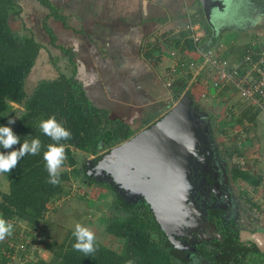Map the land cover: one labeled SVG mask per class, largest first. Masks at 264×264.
Listing matches in <instances>:
<instances>
[{"label": "trees", "instance_id": "trees-1", "mask_svg": "<svg viewBox=\"0 0 264 264\" xmlns=\"http://www.w3.org/2000/svg\"><path fill=\"white\" fill-rule=\"evenodd\" d=\"M34 1L36 5L32 0H0V126L12 127L13 132L20 139V143L13 145L11 149H4L3 145H0V153L6 154L12 150H18L25 140L29 143L33 139L40 141V148L35 155L26 154L11 172H0L8 180L7 191H0V218L13 226L11 234L6 236L4 241H0V262L7 264L10 257L17 254L22 256L21 264H128L130 260L133 264H179L183 254L167 239L148 205L145 202L132 206L124 205L110 185L94 181L92 177L83 173L84 163L82 168L78 167L75 155L77 151L96 155L130 137L152 121L154 116L150 114L146 117L142 116L143 107L122 104L119 102L120 99H115V103L94 101L93 97L97 96L98 92L96 94L91 92L92 96L89 91L91 86H87L93 80L84 77L88 82L86 83L81 76V70L75 61L77 59L74 58L75 52L72 47L65 45V37H59L56 23L59 22L64 31L74 30V28L67 24L65 17L52 0ZM195 2L194 15L200 18L202 26H207V31L202 32V36L196 42L191 38H185L182 44L180 39H175V47L186 46L196 52L199 49L203 51L220 49L224 57L230 55L235 58L241 57L242 49L248 42L241 46L229 44V48H220L218 39L221 40L222 33L212 35L199 0ZM38 10L39 16L34 17L35 15L32 16L29 13ZM11 20L19 21L22 25L21 30L24 32L14 31ZM51 20L52 24H50ZM81 30L83 32V29ZM252 37L251 40H260V47H264V39H261L258 34ZM49 46L56 51L55 55L51 54ZM43 52L50 54L47 61L56 69L57 77L39 79L36 85L27 91L29 75L39 55L44 56ZM102 52L100 51V55ZM62 58L68 60L66 71H69V74L63 72L57 64ZM186 60L188 59L184 57L176 59L179 74L174 76L171 85L167 88L171 92L173 101L189 89L193 104L200 107L201 102L198 101L200 94L192 89L189 83L190 73L180 72L186 69L182 64V62L186 64ZM13 101L22 105L23 111L15 118V123L9 125L8 121L14 115V109L10 103ZM235 103L238 102L235 101ZM111 106L118 107L122 114L115 111L114 115H110L108 109H111ZM237 106L238 104H235V107ZM225 109L226 116L231 118L232 122L241 125L234 136L244 134L247 141L251 140L250 132L253 133L259 127H262L264 133V124H259L262 118L259 116L260 119H258L260 113V115L264 114L260 108L244 105L243 109L237 110V114L234 113L236 108H233L232 112L226 107ZM52 116H55L57 122L70 131L69 139L55 141L43 133L40 127L41 122ZM232 128L231 125L226 130H219L222 134H227ZM50 144L65 146L66 159L59 169L57 184L49 182L50 175L44 159ZM227 154L230 157L233 154L238 157L243 155L242 151L236 148H232ZM229 173L233 180H241L254 187L262 181L261 176L243 169L238 163L231 166ZM77 177L81 183L88 186L94 185L111 197L109 202L111 214L105 218V232L121 241L120 249L106 246L95 238L96 250L86 255L73 247L77 238L74 235L75 230L70 229L60 242L37 240V242H44L42 248L49 252L48 258L38 256L37 250H33L35 258L23 257L24 253L29 251L30 245L25 250L18 247L20 243L17 237L18 232L21 228L33 230L39 221L44 222L46 213L50 210L49 205L61 200L60 198L66 197L69 193L65 190V183ZM21 224L26 227L20 226ZM34 240L35 238L32 242ZM236 248L242 250L244 247L241 249L237 244ZM243 259L244 264H264L261 253H256L254 256L248 252Z\"/></svg>", "mask_w": 264, "mask_h": 264}, {"label": "crops", "instance_id": "crops-1", "mask_svg": "<svg viewBox=\"0 0 264 264\" xmlns=\"http://www.w3.org/2000/svg\"><path fill=\"white\" fill-rule=\"evenodd\" d=\"M52 2L65 17L67 24L74 28L64 31L61 24L56 23L59 37H65V45L72 47L75 52L74 58L77 59L75 61L81 70V76L92 77L95 80L92 83H97L99 94L95 97H100L96 98L99 102L115 103V99H120L122 104L143 107L142 116L150 114L156 118L165 110L167 98L172 99L171 92L163 85L165 72L170 70L178 57L199 58V53L195 50L186 46L176 48L174 45L175 39H180L183 44L185 38H191V31L186 28L190 21L197 24V29L205 32L200 18L194 15L195 0ZM255 2L258 3L257 0ZM239 3L244 4L243 1ZM234 12L233 9L231 13L235 15ZM231 13L227 19L231 17ZM229 22L231 25L222 33L221 40L218 39L220 48H227L229 44L241 46L256 34L264 39V21L255 29L254 26L247 25L246 19L240 23L232 18ZM52 23L51 20L50 24ZM246 32L250 34L248 39L238 36ZM100 51H103L101 55ZM229 57L235 58L231 55ZM186 71L187 69L180 70L184 74ZM178 74L179 72L176 75ZM88 86H92L91 83ZM218 97L227 98L226 91L217 94L212 99V104L222 101ZM234 97L240 105L237 95ZM222 102L226 107V102ZM108 110L110 115H114L115 111L121 113L116 106H111ZM261 231L264 233V228Z\"/></svg>", "mask_w": 264, "mask_h": 264}, {"label": "water", "instance_id": "water-1", "mask_svg": "<svg viewBox=\"0 0 264 264\" xmlns=\"http://www.w3.org/2000/svg\"><path fill=\"white\" fill-rule=\"evenodd\" d=\"M225 1L199 0L212 35L220 23H228L230 2ZM208 116L193 104L187 89L155 119L86 159L83 166L86 176L110 185L124 205L145 202L167 239L188 260L194 245L209 239L203 234L205 228L212 237L220 238L215 224L206 217L205 209L211 206L200 205L196 198L197 192L213 182L221 165L214 153Z\"/></svg>", "mask_w": 264, "mask_h": 264}, {"label": "rangeland", "instance_id": "rangeland-1", "mask_svg": "<svg viewBox=\"0 0 264 264\" xmlns=\"http://www.w3.org/2000/svg\"><path fill=\"white\" fill-rule=\"evenodd\" d=\"M261 6L264 7V2H261V0H257ZM32 2L36 5L37 3L32 0ZM246 8L244 9L243 13L246 16H250L255 19V14L257 11L255 10V5H252L253 10L251 8H248L246 3ZM26 10V9H25ZM27 11V10H26ZM253 11V12H251ZM29 12V11H28ZM241 11H237L238 15H243L240 13ZM260 12V10H259ZM32 16L36 17L40 15V11H34L29 12ZM24 14V12H23ZM11 25L14 31L20 33L24 32L22 29V25L17 20H11ZM257 26L255 25L253 29H255ZM260 31V29H259ZM262 32V29H261ZM238 36L242 37L243 39H248L250 34L248 32L238 34ZM241 38V39H242ZM43 40V38H41ZM51 49V54L55 55L56 51L52 49L51 46H49ZM43 55H39V58L37 59V63L35 66H33L32 72L29 75V80L27 81L26 87L27 91H30L33 86L36 85L37 81L42 78H54L57 77V71L53 67L51 63H49L47 60V57L50 55L47 52H43ZM59 68L69 74V71H66V65H68V60L65 58H62L60 61L57 62ZM84 77V76H83ZM165 77V76H164ZM92 77H88L87 79H91ZM86 80V78H84ZM95 82V80H93ZM92 82V81H91ZM86 83L87 80H86ZM90 83V82H89ZM91 92L93 94H96L98 91V85L97 83H91ZM192 89H195V91L199 94H201V91H205L206 87L202 85L201 80L197 81L195 84H192ZM88 86V85H87ZM99 94V91H98ZM92 95V94H91ZM93 96V95H92ZM200 99L198 100L201 102L200 109L206 111V113L209 115L207 118L210 120L211 123V134L213 139V146H214V153L218 155L219 161L221 162L226 160V163L222 165V169L224 168V172L226 174L227 170L231 168L234 164H239L243 169L250 170V172L254 175L261 176V183L258 186H251L249 184H246L245 182L241 180L233 181V193L234 195L239 199L240 202V209H249L250 215L253 219H256L257 221H264V207H261L260 205H264V133L262 127H259L258 129H255V131L252 133L250 132V136H252V139L247 141V137L244 134H241L237 137L234 136V133H236L235 129H240L241 125L236 124L235 122H232V119L227 117L226 115V109L224 107V104L222 101H226L225 98L218 97L219 99H222V101L217 103H213V97L210 95L208 98H202L199 96ZM94 101L97 99L95 96L93 97ZM169 99V100H168ZM229 103H233L234 105L237 104V100H235L234 94L230 95L226 98ZM202 100V101H201ZM212 100V101H211ZM167 101L169 104L166 108L168 109L171 107L176 101L170 98H167ZM236 108L243 109L242 105H238ZM14 112L12 119H15L20 112L23 111V106L18 105L17 107H13ZM165 109V110H167ZM164 110V111H165ZM163 111V112H164ZM162 112V113H163ZM228 112V111H227ZM261 114V113H260ZM258 115L262 118L261 123L264 124V114ZM258 124V121H257ZM233 126L232 130L227 132V134H222L219 129H228V127ZM216 147V149H215ZM232 148H236L238 151H242L243 155H240L239 157L236 156V154L230 155L227 154L231 151ZM104 151V150H103ZM222 154V158L220 157V152ZM229 151V152H228ZM102 152V151H101ZM76 159H77V166L81 167L83 166V163L86 159L91 158L93 155L83 153L80 151H77L75 153ZM8 189V180L7 177L0 173V191H7ZM65 190L69 193L66 197L60 198L61 200H58L56 202H53L49 205L50 210L47 211L45 220L39 221L38 225L33 229V233H30V230L28 229V236L27 240L35 237L39 233L40 239H45L48 242L51 240H57L62 241L65 237L68 230H75L76 225L80 224L84 227L89 228L95 235V238L99 240L101 243H103L106 246H109L113 249L119 250L122 243L120 240L114 238L112 235L107 234L105 232V218L111 214V208H109V202L111 201V197L107 192H104L100 188L96 186H88L83 183H81L77 178H73L72 180L65 183ZM247 222V221H245ZM256 221H254L255 223ZM20 226H24V224H21ZM25 229L21 228L19 233H24ZM9 236V235H8ZM7 237H5L6 239ZM4 239V240H5ZM38 239V238H37ZM37 239L34 240L32 243V246L29 248V251L24 253L23 257H32L35 258V255H33V250H37L38 256L43 258L49 257V252L42 248L44 242L41 241L37 242ZM3 240V241H4ZM201 259H206V261L203 260L204 264H211L213 263V260L211 259V256H208L205 254V252L200 251ZM195 259V254L191 255L188 259L180 258L179 264H193L198 259ZM210 260V261H209ZM21 256L14 254L10 259L6 262L7 264H21ZM200 263V261H197V263ZM206 262V263H205ZM198 263V264H199ZM0 264H2L0 262Z\"/></svg>", "mask_w": 264, "mask_h": 264}, {"label": "flooded vegetation", "instance_id": "flooded-vegetation-1", "mask_svg": "<svg viewBox=\"0 0 264 264\" xmlns=\"http://www.w3.org/2000/svg\"><path fill=\"white\" fill-rule=\"evenodd\" d=\"M227 1L230 2V7H228L230 9L229 13L234 9L235 15L231 13L232 15L228 19L227 24L220 23V27L216 31L217 33L226 31L227 27L231 25V21L229 22V20L232 18L240 23L246 19L247 25L251 27L261 25L260 23L264 21V7L255 2V0H251L252 3L248 2L249 0H226L225 2ZM239 1H243L244 4H240ZM245 1L247 2L248 8L252 10V5H255V10L259 13L255 16V20L251 17L252 15L246 16L243 13L246 8ZM240 9L242 10L240 13L243 15L237 14V11H240ZM229 13L227 18L230 16ZM220 17L216 18L219 19ZM204 31H207V26H204ZM219 152L222 158L221 151ZM217 161L220 162L219 160ZM217 170L219 174L215 175L216 177L213 176V182L209 183L204 190L197 192L196 198L200 205L205 204V206H211L205 209L207 212L206 217L208 221L215 224L220 238L212 237V233L208 232V228H205L203 234L209 235V239L195 244V249L191 250L190 256L195 254L196 259L200 256L201 251V253L205 252L206 255L211 256L213 260L211 264H244L243 256L249 252L254 256L256 253H261L264 261V233L261 231L264 228L263 222L253 219L249 209H240L241 204L239 199L234 195L232 190L233 181L235 182V180L231 178L229 169L225 174L224 168L222 169L219 163ZM217 170L214 168V171ZM254 221L256 222L254 223ZM261 234L263 237H261ZM188 244L191 243L188 242ZM237 244L240 245L241 249L242 247L244 248L242 250L236 248ZM203 260L206 261V259L199 257L197 261H200V263L198 262L199 264H204ZM196 262L193 264H196Z\"/></svg>", "mask_w": 264, "mask_h": 264}, {"label": "built area", "instance_id": "built-area-1", "mask_svg": "<svg viewBox=\"0 0 264 264\" xmlns=\"http://www.w3.org/2000/svg\"><path fill=\"white\" fill-rule=\"evenodd\" d=\"M186 28L191 31V39L195 42L202 36V31L197 29V24L190 21ZM197 53H199L198 59L191 58L186 60V64L185 62L182 64L186 67V72L191 75L190 84H195L201 80L202 85L206 87L205 91H201V98H206L209 95L215 98L221 91H226L227 97L233 94L237 95L241 102L240 105H253L264 111V47H260V40L248 41L239 58L230 59V57H224L220 51H213L212 49L206 51L199 49ZM177 73L176 62H174L170 70L165 72V87L171 85ZM225 102V106L230 112L236 108L227 99ZM237 110L240 111L241 109L236 108L235 114H237ZM27 230H24L26 234L18 232L17 235L20 240L18 247L22 250H25L28 245L31 247L34 238L40 239L39 233L36 232L37 235L28 241L26 239ZM30 233H33V230H30Z\"/></svg>", "mask_w": 264, "mask_h": 264}, {"label": "clouds", "instance_id": "clouds-1", "mask_svg": "<svg viewBox=\"0 0 264 264\" xmlns=\"http://www.w3.org/2000/svg\"><path fill=\"white\" fill-rule=\"evenodd\" d=\"M11 106L17 107L16 102L13 101ZM14 123L15 119H10L8 121L9 125ZM40 127L44 134L51 137L55 141L69 139L71 136L70 131L58 123L55 116L42 121ZM18 143H20L19 136L13 132L12 127L0 126V145H3L4 149H11L13 145ZM39 148V139H33L31 143L25 140L18 150H12L6 154L4 152L0 153V172H11L12 169L17 166L22 157L29 153L35 155ZM44 159L47 162V169L50 175L49 182L52 184L59 183V169L66 159L65 146L57 144L48 145V151L44 154ZM12 227L11 223L6 222L3 218H0V241H3L6 236L11 234ZM74 235L77 238V242L73 245L76 250L82 251L86 255L96 250L94 248L95 235L89 228L77 224ZM128 264H133V261H128Z\"/></svg>", "mask_w": 264, "mask_h": 264}]
</instances>
